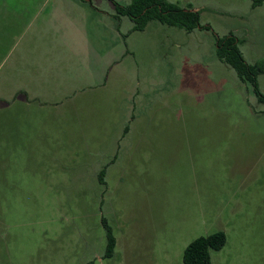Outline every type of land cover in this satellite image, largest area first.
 I'll return each instance as SVG.
<instances>
[{
  "label": "rangeland",
  "instance_id": "rangeland-1",
  "mask_svg": "<svg viewBox=\"0 0 264 264\" xmlns=\"http://www.w3.org/2000/svg\"><path fill=\"white\" fill-rule=\"evenodd\" d=\"M170 1L211 29L137 37L133 123L117 85L40 107L0 73V264H185L186 247L219 230L211 264H264V102L216 54V36L233 33L248 62L264 61V3ZM41 2L0 0V63Z\"/></svg>",
  "mask_w": 264,
  "mask_h": 264
},
{
  "label": "crops",
  "instance_id": "crops-1",
  "mask_svg": "<svg viewBox=\"0 0 264 264\" xmlns=\"http://www.w3.org/2000/svg\"><path fill=\"white\" fill-rule=\"evenodd\" d=\"M99 3L42 0L33 17L27 15L22 34L0 63V73L9 67L1 80L7 77L28 104L37 101L40 107L78 105L117 85L121 119L133 123L141 97L137 58L131 57L137 53L136 39L157 33L165 41L169 32L158 21L133 30L129 17L117 18L115 7ZM144 131L124 128L123 136L140 137Z\"/></svg>",
  "mask_w": 264,
  "mask_h": 264
},
{
  "label": "trees",
  "instance_id": "trees-1",
  "mask_svg": "<svg viewBox=\"0 0 264 264\" xmlns=\"http://www.w3.org/2000/svg\"><path fill=\"white\" fill-rule=\"evenodd\" d=\"M115 4V16L129 17L133 22V30H144L152 21H158L169 26L193 31L196 28L211 29L210 25H202L200 10L183 8L170 0H131L121 3L111 0ZM253 6H260L264 0H251ZM217 35V34H216ZM216 53L219 59L232 67L238 78L252 86L260 102H264V93L259 86V76L264 74V61L250 63L246 60L240 48L241 39L233 33L216 36ZM103 171L100 178L102 180ZM107 234L105 257H112L116 248V237L111 225L103 218ZM227 242V235L223 230L193 240L184 251L185 264H211V251L220 250Z\"/></svg>",
  "mask_w": 264,
  "mask_h": 264
}]
</instances>
